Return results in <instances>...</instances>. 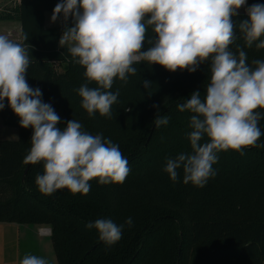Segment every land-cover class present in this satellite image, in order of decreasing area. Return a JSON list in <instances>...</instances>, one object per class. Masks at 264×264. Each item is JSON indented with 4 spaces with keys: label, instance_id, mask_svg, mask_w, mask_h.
Wrapping results in <instances>:
<instances>
[{
    "label": "trees",
    "instance_id": "16d2710c",
    "mask_svg": "<svg viewBox=\"0 0 264 264\" xmlns=\"http://www.w3.org/2000/svg\"><path fill=\"white\" fill-rule=\"evenodd\" d=\"M58 2L19 0L6 6L0 19L20 22L16 42L28 45L31 59L27 81L41 89L43 102L60 116V127L74 119L89 133L110 138L131 171L123 184L90 181L87 195L67 189L41 194L35 178L43 174V164L24 163L32 129L20 126L5 101L0 120L19 131L17 139H0V222L49 227L58 264H263L264 148L244 149V158L237 154L235 166L218 160L213 165L217 174L204 187L184 184L182 169L177 182L163 171L167 158L191 151L186 133L192 114L178 111L177 105L193 91L206 94L209 64L193 73L170 72L158 64L134 65L137 74L130 75L127 84L118 79L113 84L111 91L119 89L120 95L111 118L99 113L89 118L75 91L86 82L85 69L72 62L67 47L59 46L64 23L45 25V13H53ZM253 3L264 0H247V5ZM246 18L240 11L236 19ZM148 35L153 36L151 28ZM237 36L231 50L243 47L249 64L264 59V49L247 48ZM144 80L151 82L147 89ZM157 111L170 117L168 125L155 127ZM259 126L264 132V119ZM258 143L264 144V135ZM128 217L133 226H125L122 238L110 247L98 239L95 229L85 228L97 219L120 225Z\"/></svg>",
    "mask_w": 264,
    "mask_h": 264
},
{
    "label": "clouds",
    "instance_id": "9594fccd",
    "mask_svg": "<svg viewBox=\"0 0 264 264\" xmlns=\"http://www.w3.org/2000/svg\"><path fill=\"white\" fill-rule=\"evenodd\" d=\"M246 5L247 0H60L51 22L62 16L59 46L67 47L72 62L85 69L86 82L75 91L89 118L96 113L111 118L120 95L119 89L111 91L113 84L117 79L127 84L129 76L137 74L134 65L158 64L170 72L193 73L209 64L206 94L193 91L177 105L178 111L192 114L186 133L191 151L167 158L163 169L172 182L182 169L184 184L204 187L217 174L213 165L219 153L232 150L243 156L246 148H264L258 143L264 135L259 126L264 119V59L249 64L243 47H230L239 33L247 48L264 49V4ZM241 8L247 18L238 20ZM30 63L27 44L0 35V110L7 101L20 126L32 129L24 163L43 164V174L35 178L38 191L52 195L67 189L87 195L93 180L123 184L131 169L119 146L84 130L78 120L70 119L61 128L60 116L43 102L41 89L27 81ZM92 83L96 86L90 87ZM143 85L147 89L151 82L144 80ZM169 120L157 111L153 124L159 128ZM125 226H133L131 217L120 225L97 219L85 228L95 229L110 247L122 238ZM19 264L49 262L26 254Z\"/></svg>",
    "mask_w": 264,
    "mask_h": 264
},
{
    "label": "rangeland",
    "instance_id": "374dc122",
    "mask_svg": "<svg viewBox=\"0 0 264 264\" xmlns=\"http://www.w3.org/2000/svg\"><path fill=\"white\" fill-rule=\"evenodd\" d=\"M13 0H0V12L10 3V7L15 6ZM240 11H244L241 8ZM11 20L0 19V29L12 28ZM3 35V34H1ZM17 127L3 125L0 120V138H12L17 136ZM237 152L229 150L219 153V159L225 166H235ZM245 155V153H244ZM239 154L238 158H244ZM47 226L37 224L0 222V264H19L26 254H33L44 257L49 264H58L54 252L50 234L42 233L41 229ZM264 264V263H263Z\"/></svg>",
    "mask_w": 264,
    "mask_h": 264
},
{
    "label": "crops",
    "instance_id": "0c3cea01",
    "mask_svg": "<svg viewBox=\"0 0 264 264\" xmlns=\"http://www.w3.org/2000/svg\"><path fill=\"white\" fill-rule=\"evenodd\" d=\"M11 2H15V4H17L19 2V0H13ZM13 4V5H15ZM4 6L10 7V3L6 4ZM51 16L52 13L50 12H46L45 13V25L46 26H54V25H58L61 24L63 22V18L60 17L55 23L51 22ZM10 23H12V28H2L0 29V35H6L9 39L13 40V41H18L20 40V35H21V24L18 20H11ZM18 137V132H17V136L16 137H12V138H0V139H17Z\"/></svg>",
    "mask_w": 264,
    "mask_h": 264
},
{
    "label": "built area",
    "instance_id": "2783aa9c",
    "mask_svg": "<svg viewBox=\"0 0 264 264\" xmlns=\"http://www.w3.org/2000/svg\"><path fill=\"white\" fill-rule=\"evenodd\" d=\"M41 231H42V233H44V234H50V233H51L50 228H42Z\"/></svg>",
    "mask_w": 264,
    "mask_h": 264
}]
</instances>
